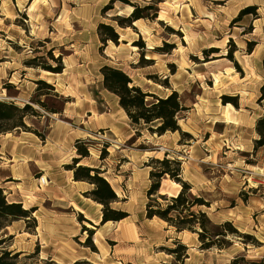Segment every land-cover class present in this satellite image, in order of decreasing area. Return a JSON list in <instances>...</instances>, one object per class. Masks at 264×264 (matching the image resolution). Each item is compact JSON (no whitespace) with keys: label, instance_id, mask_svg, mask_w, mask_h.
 Instances as JSON below:
<instances>
[{"label":"rangeland","instance_id":"obj_1","mask_svg":"<svg viewBox=\"0 0 264 264\" xmlns=\"http://www.w3.org/2000/svg\"><path fill=\"white\" fill-rule=\"evenodd\" d=\"M127 1L143 8L152 0ZM158 1L155 20L121 28L115 20L128 18L133 8L120 2L0 0V102L29 105L40 115L24 119L30 135L21 130L0 135V145L9 150L33 136L44 141L55 119L63 129L53 131L50 139H67L64 157L71 165L69 158L77 155L69 151V140L90 131L85 139L89 157L80 164L100 171L117 196L110 209L128 215L103 226L101 205L86 195L77 205L70 191L64 196L45 191L49 178L33 171L21 186L10 184L14 191L0 188L7 203L21 202L24 210H33L25 221H0V254L19 255L5 263L230 264L238 259V264H264V146L257 132L264 117V0ZM101 24L118 33L115 42H101ZM42 66L63 68L57 89L25 76L43 71ZM103 66L124 72L143 93L157 98L176 93L185 108L177 117L179 132L158 136L140 124L123 143L98 128L104 125L98 115L118 111L114 95L101 88ZM21 79L29 96L18 105V91L8 81ZM147 102L154 100L148 97ZM156 159L180 162V179L190 185V194L209 205L194 212L205 213L215 225L231 223L253 240L228 236L229 248L203 251L196 234L176 233L156 218L146 219L149 175L156 167L149 163ZM12 164L2 156L0 182ZM40 178L46 185H40ZM171 182L162 178L158 195L176 196L181 187ZM175 241L187 247L186 259L176 261L163 250L174 249Z\"/></svg>","mask_w":264,"mask_h":264},{"label":"trees","instance_id":"obj_2","mask_svg":"<svg viewBox=\"0 0 264 264\" xmlns=\"http://www.w3.org/2000/svg\"><path fill=\"white\" fill-rule=\"evenodd\" d=\"M115 2H120L123 5L133 8L128 18L122 20L117 18L115 20L121 28L126 27L125 24L130 26L132 23L141 19L155 20L157 18L155 5H158L159 1L152 0L150 4L143 8H139L127 0H110V4ZM109 8H111V5ZM98 30L105 32L103 36L100 35L101 42L103 43L106 41L115 42L118 39V34L111 26L101 24ZM262 67L264 70V58L262 60ZM41 69L51 74H61L63 71V68L52 69L44 66ZM100 74L103 89L117 97L119 107L124 111L133 126L143 124L147 127L149 133L157 134L158 136H162L167 132H179L180 128L177 124V117L185 111V108L180 103L176 93H171L166 98H157L153 95L143 93L140 88L132 85L131 79L124 72L109 66H103L100 69ZM37 85L52 89L50 85L43 81H38ZM260 91L261 96L264 97V86L261 87ZM148 97L153 98L154 102L148 103ZM37 105L45 109L43 103H37ZM50 112L54 113L53 111ZM28 116L31 118L40 117L29 105L20 108L12 102H0V135H5L16 130H21L26 133L30 132L29 128L24 124V119ZM153 124L155 125L152 127ZM257 132L261 138V146H264V117L258 121ZM35 135L42 138L39 134ZM89 144L88 141L77 140L74 144L77 158H74L72 160L73 163L65 166V168L72 171L73 181L85 182L93 186V189L85 195L102 206L101 225L107 222H120L128 215L124 212L110 209V205L117 202V196L109 183L101 176L100 171L94 168L77 166L81 160L89 157ZM149 164L155 165L156 167H154L149 175L150 187L147 191L149 201L145 205L146 219L152 220L156 218L164 222L167 227L174 229L176 233L186 231L196 234L200 243L199 248L203 251L215 248L218 250L229 248L231 244L225 240L228 236L249 239L250 241L253 240L251 236L239 234L232 227L231 223L225 222L222 225H215L205 213L193 211L195 207H209V205L202 199L193 197L190 194V185L180 179V162L156 159L151 160ZM166 177L180 185L181 190L176 196L166 197L158 195L160 181ZM158 199L162 203H159ZM32 212V209L24 210L21 204L7 203L0 189V221H25L29 219ZM174 244V249L164 248L163 250L168 255L173 256L176 261L186 259L187 247L181 245L179 241H175ZM18 256V254H14L10 257V253H2L0 254V264H7L5 263V259L8 257L14 260ZM237 260L234 259L230 264H238Z\"/></svg>","mask_w":264,"mask_h":264},{"label":"crops","instance_id":"obj_3","mask_svg":"<svg viewBox=\"0 0 264 264\" xmlns=\"http://www.w3.org/2000/svg\"><path fill=\"white\" fill-rule=\"evenodd\" d=\"M263 58H264V51L261 56V61L263 60ZM35 73L36 74L34 76H31V75H25V76L27 77L29 76V78H31L30 81L34 84L37 83L38 81H43L46 84H49L52 88L57 89L58 76H60L59 74L50 73V77H48L49 78L48 79L47 77L42 76L40 71H36ZM8 82L11 88H14V90L18 91L17 99L15 100L16 104L23 105V103H26L27 98L29 96V95L27 96L26 94L29 88L26 85L25 79H21L15 83L12 82V80ZM101 88H103L102 85H101ZM114 98L116 100L115 103H116V107L118 111L115 112L113 115H110L111 114L110 111L107 114L98 115V117L100 118L99 123H102V122L104 123L102 127H98V128H105L106 130H109L110 134L113 137H115L118 142L125 143L133 138L134 126L131 125L125 113L119 107L117 97L114 96ZM87 112L89 111H86V113ZM93 112H95L94 107H92V114ZM118 115H123L126 121L124 122L123 121L124 118L122 117L115 119V117ZM52 120H53V125L49 126L50 130H49L48 135L45 137L44 141H41L37 137L31 135L33 136L32 137L33 139L26 138L25 140H22L23 142L21 141L15 142L17 143V145L14 148H13V145H11L9 150L4 149L3 146L0 145V159L4 155V156H7L8 161L13 162V163L15 161V164H12V165H15V166H12L14 169L9 170L6 175L2 174L4 175L3 180L5 182L4 183L0 182V188L2 190L14 191L15 189L14 190L11 189L12 187H10V184L13 183V185L21 186L23 183L26 182V179L30 178L33 171H37V172L41 171L42 173H45L44 175L47 176L50 180V186L47 185L46 188L48 189L45 191H62L63 196L66 194L67 191H70L72 194L77 195L78 199L75 198V201H77L75 203H77L78 205L79 203H81L79 201L80 195H85L87 192L91 191V186L85 182L73 181V173L70 170L57 171L58 166L60 167L64 166V168L65 166H68V164L65 163V160L67 159L66 157H64V150H63V142H66L67 139L64 141H61L60 139H57L56 137H54L55 140L50 139V135L53 133V131L56 134L57 133L56 130L58 128L63 129V127L59 125L60 123L56 122L55 119H52ZM22 135L27 136L30 134L22 132ZM89 135H91V132L85 131L83 132V136L78 135V136L72 137L69 140V143L71 145V148L69 151L71 152L73 149L75 151V148H74L75 142L77 140H85L86 138L89 137ZM6 136L8 135L7 134L4 135L5 138ZM74 158L76 157H70L69 159L73 160ZM48 160L52 163H47ZM81 161L77 164V166H85V165L80 164ZM49 164H52V165L49 167ZM35 182L36 180L31 183L33 187L36 186ZM2 183L4 184V186L2 185ZM21 189L23 188H20V190ZM23 191H30V190H23ZM58 202L62 203L61 199H59ZM18 204H21V202H19ZM83 204L85 203H82V205ZM21 205H23V203ZM70 206H72L71 203H69L67 208H71ZM81 212L84 214L83 211ZM101 215L102 214H100L98 217L99 221L101 220ZM108 224H111V222H107L103 224V226H106ZM73 237L75 236L72 235V238Z\"/></svg>","mask_w":264,"mask_h":264},{"label":"bare ground","instance_id":"obj_4","mask_svg":"<svg viewBox=\"0 0 264 264\" xmlns=\"http://www.w3.org/2000/svg\"><path fill=\"white\" fill-rule=\"evenodd\" d=\"M130 9H131V8H130ZM158 18H160V14H159ZM133 49H135V48H133ZM40 72H41V75H42V76L47 77V78L50 77V73H49V72H46V71H40ZM48 79H49V78H48ZM48 79H47V80H48ZM226 108H227V110H228V109H233L230 105H227ZM227 114H228L227 112L224 113V115H225L226 118H227ZM45 182H46V180L43 178V179H42V184H45ZM171 183H172V182H171ZM172 184H173L174 186H177L176 183H172ZM73 207L76 208L74 205H73ZM159 221H160V220H159ZM161 222H162V221H161ZM162 223H164V222H162ZM164 224H165V223H164Z\"/></svg>","mask_w":264,"mask_h":264},{"label":"built area","instance_id":"obj_5","mask_svg":"<svg viewBox=\"0 0 264 264\" xmlns=\"http://www.w3.org/2000/svg\"><path fill=\"white\" fill-rule=\"evenodd\" d=\"M40 185H44V184H42V178H40ZM45 185H46V182H45Z\"/></svg>","mask_w":264,"mask_h":264}]
</instances>
